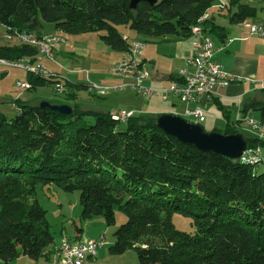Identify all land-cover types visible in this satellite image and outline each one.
I'll use <instances>...</instances> for the list:
<instances>
[{
    "label": "trees",
    "instance_id": "obj_1",
    "mask_svg": "<svg viewBox=\"0 0 264 264\" xmlns=\"http://www.w3.org/2000/svg\"><path fill=\"white\" fill-rule=\"evenodd\" d=\"M218 3L158 0L131 9L130 0H0V23L28 31L33 26L41 30L42 20L70 36L97 33L112 50L126 52L130 43L119 26L147 39L186 38L195 26L206 37L216 33L223 38V28L208 18L200 21ZM232 7L236 11L228 16L234 25L257 15L250 4L225 0V8ZM38 54L33 47L0 42V59L20 61ZM28 77L29 91L56 83ZM66 97L78 100L77 93ZM13 104L14 118L0 113V264H13L20 256L47 258L54 237L36 194L50 185L80 192L83 220L102 218L111 227L117 211L125 215L108 249L112 256L135 251L138 264H264V173L257 172L259 165L181 143L156 126L162 114L120 122L109 112L83 111L78 104L70 115L19 100ZM215 105L226 120L217 133L241 134V121H232L229 108L218 100ZM254 112L264 126V102L246 99L241 119ZM87 116L96 122H82ZM244 138L250 148L264 147ZM176 214L191 218L192 232L176 229Z\"/></svg>",
    "mask_w": 264,
    "mask_h": 264
},
{
    "label": "rangeland",
    "instance_id": "obj_2",
    "mask_svg": "<svg viewBox=\"0 0 264 264\" xmlns=\"http://www.w3.org/2000/svg\"><path fill=\"white\" fill-rule=\"evenodd\" d=\"M240 2L242 4H250L253 6L259 13V16L263 15L264 20V13L262 14L261 10V8L264 6V3L259 2V0H240ZM219 11H223L225 16L223 19L229 20V12L224 9L213 7L208 11V14L209 16L213 14L217 16ZM234 11H236V7H233L231 12L233 13ZM40 23L44 27L43 32L48 33L54 29L52 24L46 23L42 20H40ZM118 31L122 34L127 32L130 34L128 37L139 38V40L141 39L147 43L154 41V38L147 39L138 36L135 32L131 31L125 26H119ZM65 37L68 39L70 45L76 46L77 49L81 48L89 50L92 53V58H90L86 52H74L69 46H66L68 53H63L60 56L56 54L53 61L55 60L57 64L59 63L64 67L72 68L78 73L84 72L85 74L86 71L91 72V76L95 81L94 82L92 80V82H98L96 83L97 85L103 86L99 79V73L101 72V69L105 70L107 65L109 67L112 66L113 63H110V61L107 59V53L112 52L113 50L99 38L97 33H86L73 36L65 35ZM254 39L259 40L262 38L254 36ZM32 60L37 61V58H33ZM53 61L45 55H42L41 57V64L48 70L55 69L57 71H61L62 75L65 77L69 76L74 79L76 78L75 75H67L66 71L58 66H55ZM95 71L96 73H94ZM230 74L232 75V73ZM29 75L31 76V74H29L27 71L0 66V113L5 114L9 119L14 118L17 114L18 110L13 104L16 100L27 102L32 106H39L42 102H49L52 104H67L69 106H75L78 104L81 110L95 113L114 112L112 110H117L115 111L116 113H128L129 110H132L135 116L145 114L156 115L157 112L159 114L169 112L180 114L183 113L186 108V105L180 102L179 99L172 97L168 101H164L160 96L145 98L136 94V92L130 88H125L122 90H107L103 96H99L96 93L89 94L91 91L87 88L89 93L80 91L78 100L75 102L73 100L67 99L66 96L68 95L58 93L54 86L39 87L31 91L19 89L16 84L17 81L29 82ZM112 76V79L118 80L116 84L124 85L131 82V80L126 79L119 74L112 73ZM75 93H77V89L75 86H72V94ZM228 104L231 105L229 109L231 120L237 119L239 107L238 101H230ZM184 119L190 122H195V120L192 118L185 117ZM250 119L258 121L260 119V114L254 112L251 114ZM205 120L206 121L201 123V125L208 132H214L213 130H218L216 132H222L225 129L226 123L222 112L214 104H211L209 107H207ZM82 122L86 123L87 125H92L96 122V118L93 116H87L82 119ZM239 130L245 137H251V134L244 125H241ZM256 169L259 174L264 173V164L259 165L256 167ZM36 198L47 211V220L50 223L51 232L54 237V242L49 247V249H52L54 246L58 245L62 237H66L74 241L73 239L77 238L79 230L82 231V239H95L104 233L107 239V245L102 248L103 251H101L98 264H138L135 251H129L126 254L120 256H112L108 252L109 247L114 243V232L126 221V217L123 213L117 211L116 224L108 227L102 218H95L91 220L81 219L82 207L80 204V192L78 191L72 193L64 192L55 185H50L44 188H39L37 190ZM191 222V218H186L185 216L179 214L173 216V223L176 229L179 231L186 233L192 232L193 228ZM13 264H47V261L46 258L32 260L30 258L20 256V258L15 260Z\"/></svg>",
    "mask_w": 264,
    "mask_h": 264
},
{
    "label": "built area",
    "instance_id": "obj_3",
    "mask_svg": "<svg viewBox=\"0 0 264 264\" xmlns=\"http://www.w3.org/2000/svg\"><path fill=\"white\" fill-rule=\"evenodd\" d=\"M214 7L225 9V2L219 0V5ZM200 21H204L201 20ZM251 36H257L264 39V23L246 24ZM192 35L197 37L195 44L196 50L194 56L188 60L185 67L181 68L177 78L171 82L167 88H155L148 84L151 80V73L148 66L143 61V55L146 43L136 41V38L126 39L130 46L125 52V58L111 69L113 74H119L122 77L131 80L124 85L116 84L110 86H100L86 79V88L91 93L103 96L105 91L112 89L130 88L136 94L145 98L161 96L162 100L168 101L170 98H177L186 105L183 113L176 115L185 118H192L199 125L205 121V111L201 105L205 99H211L216 94V88H226L238 79L225 71L215 60L216 48L213 41L203 34L201 27L195 26L192 29ZM0 39L8 41L10 46H29L38 49L37 61L23 65L6 64V68H13L26 71L27 68H37V77L53 79L56 83L53 85L58 93L64 95L72 94V86L61 75L52 73L41 64V57L45 55L50 60L54 59L56 49L65 43L63 37L55 34H39L35 30L20 31L11 26L0 23ZM262 83V82H261ZM17 87L21 90H30V84L17 81ZM263 85V84H262ZM197 105L199 108L193 109L190 106ZM134 114L133 112L114 113L112 116L120 118V122H126ZM241 121L251 137L264 142V126L260 121L253 119H241L240 114L237 119ZM240 159H254L257 165L264 164V147L258 146L247 148ZM107 245L105 234H101L95 239H82L71 241L66 237L60 240L61 260H49V264H87L89 259H96L99 251Z\"/></svg>",
    "mask_w": 264,
    "mask_h": 264
},
{
    "label": "crops",
    "instance_id": "obj_4",
    "mask_svg": "<svg viewBox=\"0 0 264 264\" xmlns=\"http://www.w3.org/2000/svg\"><path fill=\"white\" fill-rule=\"evenodd\" d=\"M223 1L225 2V0ZM224 10L228 11L229 13H232L226 8ZM261 10L263 14L264 6L261 8ZM223 17H225L223 11H219L217 16L215 14L211 16L207 14L205 16V19L208 18V20L215 23L218 27L223 28V31L221 32V36L223 38H220L216 33L210 34L208 37L213 41L214 46L216 48V54L214 57L216 62L221 65V67L225 71L232 73V75H234L238 80L226 88H216V94L213 95L211 99H205V102L201 105V107L204 109V113H206L207 107H209L211 104L215 105V101L218 100L226 108L230 109L231 105L228 103L230 101L236 100L238 101L239 105L237 112V115H239L246 99H255L257 101L264 102V39H254V36H251L249 34V29L246 27V24L264 23V20L263 15L259 16L258 12L255 18L247 19L244 23L237 25L230 24L229 20L223 19ZM43 30L44 27L42 26V29L37 32L39 34H58L63 36V38L65 39V43L56 49V51L54 52V56L56 54L58 56L63 53L67 54L68 52L66 50V46H69L72 51L86 52L88 56L92 58V53L89 50L81 48L77 49L76 46L70 45L68 39L65 37L66 34L56 31L55 27L52 31L48 33L43 32ZM122 36L123 38L134 39V37H128L130 36V34L127 32L123 33ZM197 40V37L191 35L186 38L177 36L160 39L154 38V41L150 43H147L145 41L146 48L143 55V61L145 65L148 66L151 73V80L148 81V84L159 89L169 87L171 85L172 79L177 78L179 70L185 67L188 60H190L194 56L196 50L195 44L197 43ZM125 55V52H119L115 50L107 53L108 61L113 64L110 67L107 65L105 70L101 69V72L99 73V79L103 86H107L110 84L113 85L118 82V80L112 79L113 76L111 73V69L114 65L122 61L125 58ZM53 62L55 66H58L64 71H66L67 75L72 74L76 76L75 79L69 76L65 77L62 75L61 71H57L55 69L50 70L52 73L59 74L64 79H66L70 86H75L77 89L78 97L80 91H85L89 93L86 89V84H88L86 82V79L92 82L93 78L91 76V72L86 71L85 74L84 72L78 73L72 68L64 67L59 63L57 64L55 60ZM94 73H96V71ZM79 84L83 85L82 90H78L77 86ZM190 107L193 109L199 108V106L197 105H191ZM112 111L114 112L109 113L114 114L117 110ZM129 112L133 111L129 110ZM157 114L159 113L157 112ZM171 114L176 113L172 112ZM258 121H260V119ZM80 238H82L81 230L78 231L77 238L73 240L77 241ZM56 246H54L52 249H48V256L46 258L47 264H49V260L52 258V251L55 250ZM101 251H103V249L99 251L98 256L95 260L89 259L87 264H98Z\"/></svg>",
    "mask_w": 264,
    "mask_h": 264
},
{
    "label": "water",
    "instance_id": "obj_5",
    "mask_svg": "<svg viewBox=\"0 0 264 264\" xmlns=\"http://www.w3.org/2000/svg\"><path fill=\"white\" fill-rule=\"evenodd\" d=\"M141 2L154 6L158 0H130V8L136 9ZM33 30L40 31L37 26H33ZM39 106L49 108L61 115H70L73 112L72 107L67 104L42 102ZM155 124L165 134L175 137L181 143L190 144L200 151L215 153L233 160L240 159L248 145L244 136L239 133L224 135L217 132H206L201 125L187 121L176 114H162Z\"/></svg>",
    "mask_w": 264,
    "mask_h": 264
},
{
    "label": "bare ground",
    "instance_id": "obj_6",
    "mask_svg": "<svg viewBox=\"0 0 264 264\" xmlns=\"http://www.w3.org/2000/svg\"><path fill=\"white\" fill-rule=\"evenodd\" d=\"M201 20H205V17L201 18ZM59 37H62L61 35ZM136 41H141L142 43H145L142 40L136 39ZM0 42L3 44L8 43V41H3V39H0ZM33 60L31 58H26L20 61H11V60H5V59H0V66H6V64H13V65H23V64H28L31 63ZM35 62V60L33 61ZM26 71L31 74V76H36L37 77V68H27ZM30 84V87H32L30 82H27ZM74 88V87H73ZM115 90H121V89H115ZM91 91V90H90ZM119 118V117H118ZM120 119V118H119ZM243 162H246L250 165H256L254 159H242ZM60 243L56 246L55 250L52 253V258L50 260H61V250L59 248Z\"/></svg>",
    "mask_w": 264,
    "mask_h": 264
}]
</instances>
